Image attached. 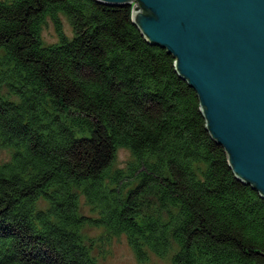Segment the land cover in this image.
I'll return each mask as SVG.
<instances>
[{
    "label": "trees",
    "instance_id": "1",
    "mask_svg": "<svg viewBox=\"0 0 264 264\" xmlns=\"http://www.w3.org/2000/svg\"><path fill=\"white\" fill-rule=\"evenodd\" d=\"M47 19L58 43L41 39ZM174 62L130 5L0 0V264H97L86 227L125 235L139 263L264 264V199ZM118 149L132 161L113 170Z\"/></svg>",
    "mask_w": 264,
    "mask_h": 264
},
{
    "label": "water",
    "instance_id": "2",
    "mask_svg": "<svg viewBox=\"0 0 264 264\" xmlns=\"http://www.w3.org/2000/svg\"><path fill=\"white\" fill-rule=\"evenodd\" d=\"M132 6L146 41L175 59L230 168L264 199V0H95Z\"/></svg>",
    "mask_w": 264,
    "mask_h": 264
},
{
    "label": "rangeland",
    "instance_id": "3",
    "mask_svg": "<svg viewBox=\"0 0 264 264\" xmlns=\"http://www.w3.org/2000/svg\"><path fill=\"white\" fill-rule=\"evenodd\" d=\"M59 19L63 28V33L69 39L73 33L68 19L61 13ZM41 39L45 45L58 43V37L53 28V24L49 19L41 30ZM10 152L6 149H0V162L7 161L10 157ZM132 161L130 152L126 149H118L116 152L115 162L112 169H125ZM81 213L86 216H97L91 211V208L85 205L84 198H80ZM37 208L45 209L43 201H39ZM86 245L89 247L92 244L90 251L91 257L96 260L97 264H172L171 258L173 252H169L167 256L160 258L152 253H148V259L145 262L139 263L132 249L128 245L125 235L117 237H106L103 229H83ZM100 238V239H99ZM93 240V241H91ZM91 242V243H90Z\"/></svg>",
    "mask_w": 264,
    "mask_h": 264
}]
</instances>
